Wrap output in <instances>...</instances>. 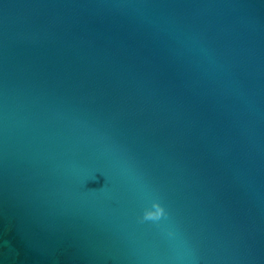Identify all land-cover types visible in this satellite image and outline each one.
Masks as SVG:
<instances>
[{
	"label": "water",
	"instance_id": "obj_1",
	"mask_svg": "<svg viewBox=\"0 0 264 264\" xmlns=\"http://www.w3.org/2000/svg\"><path fill=\"white\" fill-rule=\"evenodd\" d=\"M0 264H264V0H0Z\"/></svg>",
	"mask_w": 264,
	"mask_h": 264
},
{
	"label": "clouds",
	"instance_id": "obj_2",
	"mask_svg": "<svg viewBox=\"0 0 264 264\" xmlns=\"http://www.w3.org/2000/svg\"><path fill=\"white\" fill-rule=\"evenodd\" d=\"M163 216H165V211L164 209L160 206V210L158 211V213L152 217H144V219L146 220H160Z\"/></svg>",
	"mask_w": 264,
	"mask_h": 264
}]
</instances>
